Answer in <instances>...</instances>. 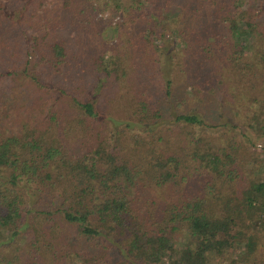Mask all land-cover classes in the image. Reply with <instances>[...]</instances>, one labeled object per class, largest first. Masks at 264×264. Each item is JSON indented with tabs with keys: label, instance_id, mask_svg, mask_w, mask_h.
Listing matches in <instances>:
<instances>
[{
	"label": "trees",
	"instance_id": "1",
	"mask_svg": "<svg viewBox=\"0 0 264 264\" xmlns=\"http://www.w3.org/2000/svg\"><path fill=\"white\" fill-rule=\"evenodd\" d=\"M12 1L0 264H264V0Z\"/></svg>",
	"mask_w": 264,
	"mask_h": 264
},
{
	"label": "rangeland",
	"instance_id": "2",
	"mask_svg": "<svg viewBox=\"0 0 264 264\" xmlns=\"http://www.w3.org/2000/svg\"><path fill=\"white\" fill-rule=\"evenodd\" d=\"M19 0H15V1H12L11 3L9 4H6L5 5V9L6 11H10L11 14L13 16H16L18 17L19 15V10L21 9L20 7L23 6V3H21L20 1L18 2ZM98 18H102V19H109L111 24L114 25L116 22H119V19L118 18H113V17H110V14L109 13H104V14H100L98 15ZM112 39V35L109 33L108 34V40H111ZM172 39H179L176 35H172L171 36V40ZM114 41V40H113ZM179 42V40H177ZM172 46L171 48H174L176 47L177 43L178 42H175L172 41ZM163 47H165V44L163 45ZM168 50V49H167ZM168 55H169V52H164L163 54H161L159 57L161 59V65L159 64V71H160V74H162V76L165 78V76L167 77L168 76V65H169V60L167 62L166 58H168ZM3 66H0V76L4 74V71L2 69ZM16 82H12L8 77H0V101H3L1 100L2 96L6 93L7 96H9L10 98H12L17 92H18V88L16 87ZM14 103V101H11ZM1 106L4 105V101L0 103ZM16 104V101L15 103ZM13 104V105H14ZM12 107V106H11ZM3 109V108H2ZM13 118V117H12ZM0 125H2L4 127V121H3V114H2V110H0ZM262 145H263V142L262 141H256L255 142V146L252 147V150L254 152V159H253V162L252 164H257V165H260V162L262 161V159L264 158V155H263V152H262ZM188 241L185 237V235L183 234H180L179 237H178V241H177V245L180 246V247H183L184 246V243ZM165 263H167V259H164L163 260ZM221 261H213L210 259L209 261V264H219Z\"/></svg>",
	"mask_w": 264,
	"mask_h": 264
}]
</instances>
